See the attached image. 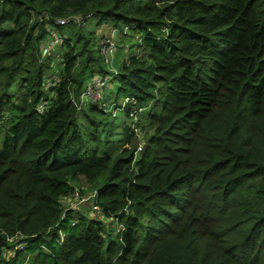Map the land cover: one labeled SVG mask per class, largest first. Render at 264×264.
Masks as SVG:
<instances>
[{
    "label": "trees",
    "instance_id": "1",
    "mask_svg": "<svg viewBox=\"0 0 264 264\" xmlns=\"http://www.w3.org/2000/svg\"><path fill=\"white\" fill-rule=\"evenodd\" d=\"M90 18L141 53L104 69ZM98 73L135 126L76 105ZM0 264H264V0H0Z\"/></svg>",
    "mask_w": 264,
    "mask_h": 264
},
{
    "label": "rangeland",
    "instance_id": "2",
    "mask_svg": "<svg viewBox=\"0 0 264 264\" xmlns=\"http://www.w3.org/2000/svg\"><path fill=\"white\" fill-rule=\"evenodd\" d=\"M82 23L83 24H81V26H82L83 30L86 32V34L89 36V38L93 39L94 41H96L98 43L97 48L100 49L102 52H104V50H102V44L104 42L111 41L114 43L115 51H114L113 56L110 59V62L106 63L107 58L104 59V57H103V62L101 63V65L104 69H106L107 71L110 70L109 71L110 73L116 72L117 70H119L123 61L125 59H128L130 55L141 53V50L138 47L139 38H138L137 33L131 32L128 29H125L124 31H122L120 29H115L113 24H111V23L97 24L96 19H93V18L84 19V21ZM72 27H73L75 32H78L80 29V26L77 24L72 25ZM75 32H73V33H75ZM46 39H47L46 40V42H47L49 40V37H47ZM73 39L75 40L74 35H73ZM66 48H67V46H60L59 45L53 49L55 51L53 53V55L55 57L53 59V63L51 65L50 69L47 71L48 77L45 81L46 89H49L50 87L57 85V84L49 83V81L55 75H57V77L60 78L62 54L66 50ZM46 56L42 55V58H45ZM100 74L101 73H98V75H100ZM101 76L104 77L105 75L101 74ZM108 76L110 77L109 81H108V86H107L108 88L102 91V100L100 102V106L103 107L106 111H111L114 115L116 114L118 117L115 120L116 122L123 123L126 120L128 122V124L135 126V121H136L135 120L136 119L135 114H132L131 117H129L126 115L124 109L118 108V106H116L117 105L116 103H119V104H126L127 103V105H128V102H130V100L124 98L123 96H119L118 99H115L117 80H113L112 75H108ZM90 79H91V76L87 77L84 80V82H83L84 87L89 83ZM107 80H108V78H107ZM113 81H114V83H113ZM90 100H91V98H89L85 95L84 98L82 99V105L87 104ZM43 104H44L43 101L40 102V104H39V107L41 109L44 107ZM137 107L138 106H136V109H137ZM140 134L143 135L142 140L143 139L145 140V138H146L145 132L142 131V133H140ZM142 140H140V142H141L140 144H142V146H143L144 143ZM73 184L76 186V188L78 190H80L81 196H86L90 200H88L86 202V205L85 204H73L72 202H70V204H69L68 202H66L64 207H67L68 205H73V207H76V208L80 207L78 210H76L75 218L77 217V215H79L78 212L84 213L85 215H87V217H96L93 213H91L92 210L90 208L91 203H92L91 201H93L94 194H95V191L91 187L90 183H88L82 177V178L74 181ZM100 219H103L107 223H109V221H111L106 217H102ZM112 226L115 227V225H112ZM118 228L120 230L123 227L118 225Z\"/></svg>",
    "mask_w": 264,
    "mask_h": 264
},
{
    "label": "built area",
    "instance_id": "3",
    "mask_svg": "<svg viewBox=\"0 0 264 264\" xmlns=\"http://www.w3.org/2000/svg\"><path fill=\"white\" fill-rule=\"evenodd\" d=\"M72 18L75 20H81L77 16H74ZM57 21L59 24H65L68 20L63 18V19H58ZM48 37L49 40L42 46L43 56H46L56 46L60 45L63 42V37L54 27H49ZM102 50H104V52L101 51L102 55L104 56L105 59L107 58L106 63H109L115 51L114 43L111 41L104 42L102 44ZM109 78L110 77L108 75L104 77L101 75H95L94 77H92L89 83L85 87H83L82 92L80 94V101L79 102L76 101V105L78 106L82 105V99L84 98L85 95L91 98V101L100 103L102 100V91L108 88L107 86H108ZM60 81H61V75L60 78L57 77V75H55L54 77L51 78L49 83L58 84ZM141 149H142V144H140V146L138 147V151H140ZM95 195L96 194H94V196ZM74 197L77 200V202H74L73 204H82L90 200L86 196H81L78 192L74 194ZM92 210L96 212L101 211L100 206L96 204L92 205Z\"/></svg>",
    "mask_w": 264,
    "mask_h": 264
},
{
    "label": "crops",
    "instance_id": "4",
    "mask_svg": "<svg viewBox=\"0 0 264 264\" xmlns=\"http://www.w3.org/2000/svg\"><path fill=\"white\" fill-rule=\"evenodd\" d=\"M64 201H65V203L67 202V200H66V199H65ZM90 208H91V206H90ZM90 211H91V210H90Z\"/></svg>",
    "mask_w": 264,
    "mask_h": 264
}]
</instances>
